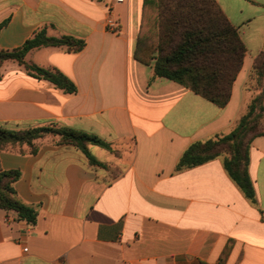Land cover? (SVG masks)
<instances>
[{
  "label": "crops",
  "instance_id": "1",
  "mask_svg": "<svg viewBox=\"0 0 264 264\" xmlns=\"http://www.w3.org/2000/svg\"><path fill=\"white\" fill-rule=\"evenodd\" d=\"M144 0H0V49L38 30L85 41L32 49L29 63L55 67L77 86L66 93L0 66V126L58 123L88 132L94 164L72 144L42 141L36 154L0 151L18 170L17 196L38 210L35 224L0 208V264H264V135L250 146L256 202L224 166V156L176 170L194 142L230 133L257 90L250 74L264 49V0H216L246 46L225 107L166 78L134 57ZM118 23L106 26L108 16ZM25 247L28 250L25 251Z\"/></svg>",
  "mask_w": 264,
  "mask_h": 264
},
{
  "label": "trees",
  "instance_id": "2",
  "mask_svg": "<svg viewBox=\"0 0 264 264\" xmlns=\"http://www.w3.org/2000/svg\"><path fill=\"white\" fill-rule=\"evenodd\" d=\"M85 44L84 40L70 35L50 36L43 28L18 48L0 49V66L16 61L31 76L48 80L66 93H76V84L58 68L29 63L26 56L32 49L45 46H64L69 51L78 52L84 49ZM246 51L238 29L228 20L216 0L143 2L142 24L134 57L144 64L154 63V78L175 80L219 107H225ZM249 84L257 93L237 120L235 128L228 134L192 143L180 157L176 170L192 168L223 155L224 166L232 180L248 199L256 202L249 174V152L252 141L264 135V49L254 63ZM46 138L57 145L76 146L94 164L100 162L90 153V144L111 149L110 144L97 135L49 123L23 130L0 126V151L36 154ZM20 176L18 170L0 168V208L15 211L18 219L35 224L38 210L23 202L14 187ZM226 259L227 252L221 256L219 264H225Z\"/></svg>",
  "mask_w": 264,
  "mask_h": 264
},
{
  "label": "built area",
  "instance_id": "3",
  "mask_svg": "<svg viewBox=\"0 0 264 264\" xmlns=\"http://www.w3.org/2000/svg\"><path fill=\"white\" fill-rule=\"evenodd\" d=\"M117 2H122L124 0H116ZM106 26L111 29L112 31H116L118 23L117 20L113 17V16H108V18L106 19ZM25 251L28 250V247L24 248Z\"/></svg>",
  "mask_w": 264,
  "mask_h": 264
},
{
  "label": "rangeland",
  "instance_id": "4",
  "mask_svg": "<svg viewBox=\"0 0 264 264\" xmlns=\"http://www.w3.org/2000/svg\"><path fill=\"white\" fill-rule=\"evenodd\" d=\"M223 156V155H222Z\"/></svg>",
  "mask_w": 264,
  "mask_h": 264
}]
</instances>
